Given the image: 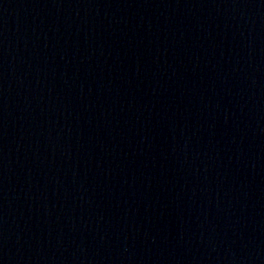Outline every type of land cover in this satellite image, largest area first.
<instances>
[{"label":"water","instance_id":"obj_1","mask_svg":"<svg viewBox=\"0 0 264 264\" xmlns=\"http://www.w3.org/2000/svg\"><path fill=\"white\" fill-rule=\"evenodd\" d=\"M0 264H264V0H0Z\"/></svg>","mask_w":264,"mask_h":264}]
</instances>
